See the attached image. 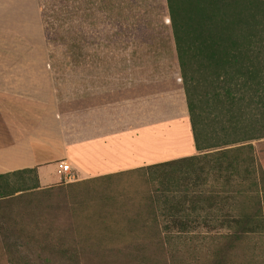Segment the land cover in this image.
<instances>
[{
  "label": "rangeland",
  "instance_id": "obj_1",
  "mask_svg": "<svg viewBox=\"0 0 264 264\" xmlns=\"http://www.w3.org/2000/svg\"><path fill=\"white\" fill-rule=\"evenodd\" d=\"M38 2L67 135L79 140L124 132L122 138L106 140L108 148L96 156L104 157L106 167H136L85 182L59 181L52 189L0 206V264H9L5 251L10 246L30 257L31 264H67L55 257L46 263L35 246L28 251L25 234L38 230H73L79 238L88 237L77 243L85 249L80 264H264V234L229 240L210 219L189 225L181 239L167 243L174 260L157 247L155 235L165 231L161 215L167 209L158 201L170 194L160 184V170L142 164L197 154L165 0ZM251 144L256 162L264 166V139ZM75 177L83 176L75 172ZM211 185L201 190L207 193ZM6 231H21L24 238L17 233L5 240ZM104 248H141L143 256L135 261L105 257Z\"/></svg>",
  "mask_w": 264,
  "mask_h": 264
},
{
  "label": "trees",
  "instance_id": "obj_2",
  "mask_svg": "<svg viewBox=\"0 0 264 264\" xmlns=\"http://www.w3.org/2000/svg\"><path fill=\"white\" fill-rule=\"evenodd\" d=\"M165 2L197 154L142 168L160 170V184L170 194L158 201L167 209L161 215L165 231L157 232L155 239L158 249L174 260L167 243L181 239L194 223L210 219L227 231L229 240L264 234V166L256 162L251 144L264 139V0ZM40 13L43 23L41 8ZM208 183L213 189L203 192ZM46 189L40 188L34 169L2 174L0 206ZM17 233L24 238L21 231H6L4 239ZM78 236L73 230L25 234L26 246H35L28 251L37 248L39 259L46 255V263L55 257L67 264H80L85 257L77 243L89 239ZM5 252L9 264H31L18 249L10 246ZM100 253L128 261L143 256L141 248H104Z\"/></svg>",
  "mask_w": 264,
  "mask_h": 264
},
{
  "label": "crops",
  "instance_id": "obj_3",
  "mask_svg": "<svg viewBox=\"0 0 264 264\" xmlns=\"http://www.w3.org/2000/svg\"><path fill=\"white\" fill-rule=\"evenodd\" d=\"M43 29L38 0H0V175L34 169L40 188L46 189L60 181L61 160L74 175L83 176L76 181L136 167L103 164L106 140L122 138L124 132L79 140L67 135L56 105ZM186 156L190 154L174 159ZM168 160L172 158L156 162Z\"/></svg>",
  "mask_w": 264,
  "mask_h": 264
},
{
  "label": "built area",
  "instance_id": "obj_4",
  "mask_svg": "<svg viewBox=\"0 0 264 264\" xmlns=\"http://www.w3.org/2000/svg\"><path fill=\"white\" fill-rule=\"evenodd\" d=\"M57 168V173L60 176V181H63L64 183H73L76 181L74 173L65 160L59 161L57 164Z\"/></svg>",
  "mask_w": 264,
  "mask_h": 264
}]
</instances>
